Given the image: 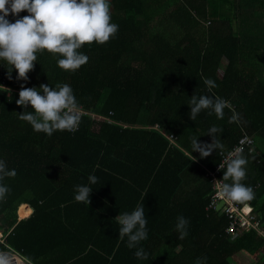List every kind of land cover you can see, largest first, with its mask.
<instances>
[{
  "label": "trees",
  "instance_id": "16d2710c",
  "mask_svg": "<svg viewBox=\"0 0 264 264\" xmlns=\"http://www.w3.org/2000/svg\"><path fill=\"white\" fill-rule=\"evenodd\" d=\"M110 15L118 32L82 45L89 60L75 71L43 50L24 81L0 59V160L17 173L0 181L10 188L0 199V253L19 254V264H237L242 253L264 264V240L253 231L231 239L230 220L209 207L220 152L246 135L255 148L240 154L241 183L253 188L248 202L264 220V0H110ZM205 79L217 85L211 92ZM41 84L72 88L87 112L78 130L48 136L18 118L34 112L16 104L21 85ZM193 95L218 96L231 110L222 119L202 110L192 121ZM233 110L238 122H230ZM213 126L223 129L222 147L192 153L194 138L212 143ZM226 167L217 178L231 184ZM78 185L92 188L89 205L75 200ZM21 203L31 214L16 222L17 206L18 219L28 214ZM140 203L148 239L137 247L147 259L120 237L116 219ZM179 216L189 221L183 239Z\"/></svg>",
  "mask_w": 264,
  "mask_h": 264
},
{
  "label": "clouds",
  "instance_id": "9594fccd",
  "mask_svg": "<svg viewBox=\"0 0 264 264\" xmlns=\"http://www.w3.org/2000/svg\"><path fill=\"white\" fill-rule=\"evenodd\" d=\"M25 10L29 15L16 19L15 22H9L6 18L9 13L18 15ZM118 28L117 24L111 23L110 0H0V59L12 65L18 73L17 79L24 81L28 80L27 74L33 69L37 52L43 50L62 57L57 61L60 68L75 71L89 60L78 49L86 43L108 42L118 32ZM8 78L11 79V71ZM204 83L209 92L217 86L212 79H205ZM16 104L24 109L31 105L34 109V112L19 113L18 118L30 123L36 132L51 136L57 130H78L81 115L73 90L68 84L57 85L55 88L45 84H41L39 88L21 85ZM189 107V119L192 121H195L202 110H211L218 119L223 118L226 108L231 110V104L227 100L211 95H193ZM238 121L239 114L233 110L230 122ZM222 131V128L216 126L208 130L207 135L212 137L210 144L198 143V138H194L192 153L199 152L203 158L222 147L218 138ZM246 163V159L239 154L229 160L223 177L225 180L231 178L232 183L221 186L222 196L237 202H247L254 198L253 188L241 183L246 176ZM16 174L15 169L8 170L6 163L0 160V181L7 177L14 178ZM88 180L90 184H95L98 178L89 175ZM9 192L10 188L0 183V199ZM75 192L77 202L90 204L91 187L78 185ZM144 209V204L140 203L131 213L125 212L116 217L121 226L120 237H128L127 246L136 249L134 255L138 259H147L144 249L137 247L141 241L148 239ZM188 223L183 216L177 218L176 229L180 233V239L187 235ZM0 264H6L3 257H0ZM197 264H200L199 260Z\"/></svg>",
  "mask_w": 264,
  "mask_h": 264
},
{
  "label": "built area",
  "instance_id": "2783aa9c",
  "mask_svg": "<svg viewBox=\"0 0 264 264\" xmlns=\"http://www.w3.org/2000/svg\"><path fill=\"white\" fill-rule=\"evenodd\" d=\"M79 112L81 118L87 114V112L81 108H79ZM92 115L93 114H91V116ZM170 139L173 141V138ZM254 148L255 146L252 138L243 135V137L239 139L237 145L233 149L225 153L220 152V162L209 174L213 181L209 207H214L219 201L223 202L222 211L230 220L229 226L226 229V233L231 235V239H236L240 234L248 233L251 231L256 233L255 230L258 229L260 233L256 234L264 240V220L257 219V214L252 210V207L250 206L248 201L240 202L239 205V203H236V201H233L226 196H222L220 189L224 182L217 178V174H219V172L227 166V163L230 159L235 158L237 154L240 155L246 151L252 153L254 151ZM220 165L223 167L220 168ZM243 209L246 211L245 213H248L245 217ZM245 229H247V231H244ZM0 257L4 258L6 264H19V261H17L14 256H11L8 253H0Z\"/></svg>",
  "mask_w": 264,
  "mask_h": 264
},
{
  "label": "crops",
  "instance_id": "0c3cea01",
  "mask_svg": "<svg viewBox=\"0 0 264 264\" xmlns=\"http://www.w3.org/2000/svg\"><path fill=\"white\" fill-rule=\"evenodd\" d=\"M98 120H99V118H98ZM107 121H108V122H111L110 120H107ZM150 129H152V130H157V127L154 126V127H151ZM170 138H171V137H168V140H169L170 144L174 145V140L172 141ZM158 144L161 145V142H158ZM20 205H23V206L26 208V210H28V214H27V216H26L25 218L18 219V217H17V212H15L16 222L19 221V220H24V219H26V218L31 214V209H30L26 204L21 203ZM217 213H218V212H217ZM24 216H25V212L22 211V217H24ZM8 254H10L11 256H14V257L16 258L17 261H21V258H20V256H19V254H17V253H13V252H9ZM242 254H243V253H242Z\"/></svg>",
  "mask_w": 264,
  "mask_h": 264
},
{
  "label": "rangeland",
  "instance_id": "374dc122",
  "mask_svg": "<svg viewBox=\"0 0 264 264\" xmlns=\"http://www.w3.org/2000/svg\"><path fill=\"white\" fill-rule=\"evenodd\" d=\"M17 207L15 209V212L17 211ZM243 212H244V217H245L248 213H245L246 211L244 209H243ZM244 231H247V229H245ZM241 232H243V231H241ZM255 232L258 234L260 233V231L258 229H256ZM0 243H2V239H0ZM253 261H254L253 259L246 256L245 254H240L239 256H237V262H238L237 264H253Z\"/></svg>",
  "mask_w": 264,
  "mask_h": 264
},
{
  "label": "water",
  "instance_id": "95a60500",
  "mask_svg": "<svg viewBox=\"0 0 264 264\" xmlns=\"http://www.w3.org/2000/svg\"><path fill=\"white\" fill-rule=\"evenodd\" d=\"M222 206H223V202L222 201H219L217 203V205L214 206V211L215 212H218V215L221 216L222 215ZM258 216H260V214L258 213Z\"/></svg>",
  "mask_w": 264,
  "mask_h": 264
}]
</instances>
